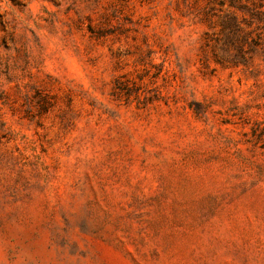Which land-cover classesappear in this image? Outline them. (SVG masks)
Segmentation results:
<instances>
[{"label": "rangeland", "instance_id": "obj_1", "mask_svg": "<svg viewBox=\"0 0 264 264\" xmlns=\"http://www.w3.org/2000/svg\"><path fill=\"white\" fill-rule=\"evenodd\" d=\"M0 264H264V0H0Z\"/></svg>", "mask_w": 264, "mask_h": 264}]
</instances>
